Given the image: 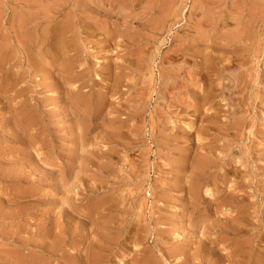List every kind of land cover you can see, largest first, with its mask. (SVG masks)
<instances>
[{"label":"rangeland","instance_id":"374dc122","mask_svg":"<svg viewBox=\"0 0 264 264\" xmlns=\"http://www.w3.org/2000/svg\"><path fill=\"white\" fill-rule=\"evenodd\" d=\"M0 264H264V0H0Z\"/></svg>","mask_w":264,"mask_h":264}]
</instances>
